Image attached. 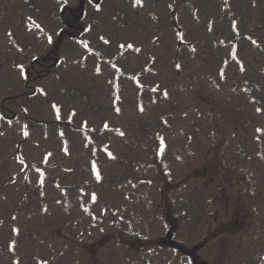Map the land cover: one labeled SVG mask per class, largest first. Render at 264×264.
<instances>
[{
	"label": "rangeland",
	"instance_id": "374dc122",
	"mask_svg": "<svg viewBox=\"0 0 264 264\" xmlns=\"http://www.w3.org/2000/svg\"><path fill=\"white\" fill-rule=\"evenodd\" d=\"M83 3L0 0V264H264V0Z\"/></svg>",
	"mask_w": 264,
	"mask_h": 264
},
{
	"label": "snow or ice",
	"instance_id": "6c2138e0",
	"mask_svg": "<svg viewBox=\"0 0 264 264\" xmlns=\"http://www.w3.org/2000/svg\"><path fill=\"white\" fill-rule=\"evenodd\" d=\"M259 131V130H258Z\"/></svg>",
	"mask_w": 264,
	"mask_h": 264
}]
</instances>
